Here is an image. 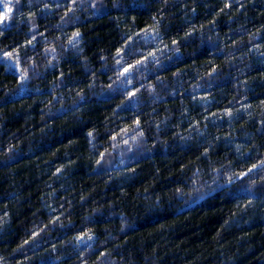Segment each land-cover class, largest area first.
I'll use <instances>...</instances> for the list:
<instances>
[{
	"label": "trees",
	"instance_id": "16d2710c",
	"mask_svg": "<svg viewBox=\"0 0 264 264\" xmlns=\"http://www.w3.org/2000/svg\"><path fill=\"white\" fill-rule=\"evenodd\" d=\"M0 31L3 264H99L109 254L116 264H264V0H22ZM77 31L83 53L58 47ZM49 41L60 60L46 68ZM113 57L131 86L101 87L112 84ZM29 64L39 67L21 87ZM124 88L128 99L144 93L135 110ZM164 117L167 155L156 144L128 176L96 173L88 133L103 154L130 126ZM154 132L145 129L149 144ZM209 160L240 180L176 215V182ZM145 196L163 211L145 212ZM121 213L132 230L120 231ZM89 229L94 241L72 242Z\"/></svg>",
	"mask_w": 264,
	"mask_h": 264
},
{
	"label": "clouds",
	"instance_id": "9594fccd",
	"mask_svg": "<svg viewBox=\"0 0 264 264\" xmlns=\"http://www.w3.org/2000/svg\"><path fill=\"white\" fill-rule=\"evenodd\" d=\"M22 0H0V24H5L10 22L14 18V14L16 13L17 7L21 4ZM32 0H29V4H31ZM79 4H90L93 8H95L96 3H102L103 0H78ZM77 0H73V4L75 5ZM47 7V5H46ZM73 20H78V17L74 16L69 19L61 18V24H68ZM30 23L32 28H36V24L34 23V14L30 17ZM59 26V25H58ZM2 31H0V35H2ZM157 33V37H158ZM255 38V37H253ZM155 39V38H154ZM57 45L61 49H68L69 47L75 50L77 53H83L84 49L80 47L83 43L80 33L77 31L71 34V37L67 39V42L64 43L60 40L59 37L56 38ZM174 52L179 53L180 49H173ZM2 53V50H0ZM51 55L52 60H45L44 67L51 68L53 64L58 65L60 56L57 55V46H53L52 42H48V47L45 48V56ZM105 60L106 70L107 69V58L102 57ZM121 60L123 57L117 59L113 57V65L115 74L110 79L112 80L111 85H101L102 88L112 87V88H120L122 85L131 86L133 84V78L131 73L128 75H124L121 72L123 65L121 64ZM159 61H157L158 63ZM19 63V59L17 60ZM85 66H87L88 61L85 59ZM38 65L29 64L22 72L21 76L24 77L23 83L21 87L28 83V80L31 77L28 75L29 70L33 71L38 69ZM140 69L137 68L136 71ZM95 81L93 82L92 87L94 88ZM198 86V85H197ZM144 91L148 93L149 96L154 97L156 95V90L153 84H146L142 86ZM131 89L124 88L121 92L127 100L126 108H132L135 110V106L142 101V97L144 95L141 92L140 88L135 89L139 95H137L134 99H128V93ZM76 97H78L81 102H83V96L80 92H76ZM169 117H164L162 120L153 119L146 123L145 126H137L132 125L128 128V130L122 134H120V138L112 142L111 146L105 145L103 154L100 153V148L98 145L94 143L96 139V135L93 133H88L89 136V159L96 165L95 171L99 174L102 171H113L116 175L128 176L130 175V171L128 166L138 159L144 158V153L148 155H152V149L156 144H160L163 147L164 155H167L168 152V143L166 140L162 139L159 135L161 131L160 125L166 123ZM155 127V143L149 144L148 138L145 134L146 128ZM182 140L188 139V137H181ZM184 147L183 144L180 145ZM237 151H240L239 147H237ZM264 164V162H262ZM240 180V175L237 172L230 171L229 169H225L221 171L216 167L215 162L209 160V168L206 172L203 166L193 165V170L191 172V176L187 179H183L177 181L176 183L180 186L173 189L171 194L169 195L170 200L180 201L184 204L183 208H179L176 212V215H180L185 211H189L192 208L204 203L207 199L212 198L217 195V193L224 191L226 187H230L232 184L237 183ZM171 206V205H170ZM157 210L163 211L161 208L160 200L158 198L153 199L151 196L144 197V211L152 214ZM119 219L121 220L120 231L124 230H132L128 225V218L123 213H121ZM7 221L0 218V230L3 229L4 224ZM58 227H63V222L56 220L52 221ZM38 229L34 228L32 231H37ZM42 231L43 229H39ZM96 239L95 233L92 229H89L87 232L83 234V236H76L73 238L75 244H80L86 241H94ZM55 251V249H53ZM4 258L0 257V264H3ZM99 264H116V261L109 259L107 261H101Z\"/></svg>",
	"mask_w": 264,
	"mask_h": 264
}]
</instances>
